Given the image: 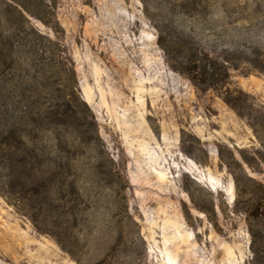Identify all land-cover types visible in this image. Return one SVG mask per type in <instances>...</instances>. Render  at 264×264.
Returning a JSON list of instances; mask_svg holds the SVG:
<instances>
[{"label": "rangeland", "instance_id": "1", "mask_svg": "<svg viewBox=\"0 0 264 264\" xmlns=\"http://www.w3.org/2000/svg\"><path fill=\"white\" fill-rule=\"evenodd\" d=\"M55 2V30L32 23L71 60L119 176L77 154L48 205L2 184L0 264H252L241 207L264 186V0ZM157 27L237 67L199 88Z\"/></svg>", "mask_w": 264, "mask_h": 264}, {"label": "trees", "instance_id": "2", "mask_svg": "<svg viewBox=\"0 0 264 264\" xmlns=\"http://www.w3.org/2000/svg\"><path fill=\"white\" fill-rule=\"evenodd\" d=\"M55 9V0H0V186L39 193L45 205L52 200L51 190L67 183L65 171L74 166L71 156L98 159L96 168L109 184L119 176L78 91L71 60L32 23L37 20L55 30ZM157 31L159 46L167 56L173 53L172 69L199 88L223 83L229 68L237 67L189 37L168 35V41L158 27ZM25 47L33 57L20 59L17 49ZM55 153L68 157L57 161L51 156ZM254 193L241 210L251 236L252 264H264V186L258 184Z\"/></svg>", "mask_w": 264, "mask_h": 264}]
</instances>
